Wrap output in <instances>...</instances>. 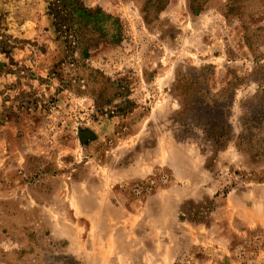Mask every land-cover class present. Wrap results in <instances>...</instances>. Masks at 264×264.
<instances>
[{
    "label": "rangeland",
    "instance_id": "374dc122",
    "mask_svg": "<svg viewBox=\"0 0 264 264\" xmlns=\"http://www.w3.org/2000/svg\"><path fill=\"white\" fill-rule=\"evenodd\" d=\"M52 1L0 0V264H264V0H82L121 26L85 71ZM197 79L234 99L218 154Z\"/></svg>",
    "mask_w": 264,
    "mask_h": 264
},
{
    "label": "trees",
    "instance_id": "16d2710c",
    "mask_svg": "<svg viewBox=\"0 0 264 264\" xmlns=\"http://www.w3.org/2000/svg\"><path fill=\"white\" fill-rule=\"evenodd\" d=\"M165 1L148 0L143 9L145 20H149L151 13L162 10ZM194 7L196 10H201L200 5ZM49 12L52 18V26L57 35L64 39L67 46L70 64L80 68V70H88L84 64L92 50L98 48L101 43L115 42L119 39L121 30L119 21L105 14L101 9L87 8L82 0H53ZM52 75L56 76L65 86L66 80L60 78L59 73L54 72ZM88 77L90 79L87 81H90L92 85L96 86L99 82L102 83L103 91L98 95L94 94V96L101 100V104L107 103L103 93H105L104 86L110 83L109 80L103 76H93V74H89ZM197 80L198 84L193 89V108L185 103H182V108L187 112H193V140H199L210 146L214 154H218L227 147L231 138L232 127L229 121L234 99L227 97L228 91L224 90L216 96L208 92L207 100L209 102L206 101L201 92V81ZM74 81L81 80L76 79ZM77 91L83 93L81 87ZM176 91H178V87ZM91 92L94 93L95 90H91ZM9 109L4 108L1 117L7 118L9 114L13 113L12 108ZM196 131L200 132V136ZM244 143L253 149L254 146L247 136L240 137L239 144L243 145Z\"/></svg>",
    "mask_w": 264,
    "mask_h": 264
}]
</instances>
